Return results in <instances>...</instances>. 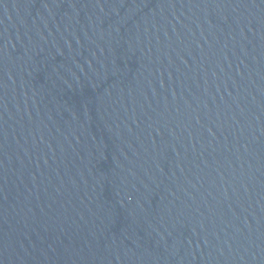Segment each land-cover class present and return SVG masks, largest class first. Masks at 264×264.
Masks as SVG:
<instances>
[{
	"label": "water",
	"instance_id": "water-1",
	"mask_svg": "<svg viewBox=\"0 0 264 264\" xmlns=\"http://www.w3.org/2000/svg\"><path fill=\"white\" fill-rule=\"evenodd\" d=\"M0 264H264V0H0Z\"/></svg>",
	"mask_w": 264,
	"mask_h": 264
}]
</instances>
